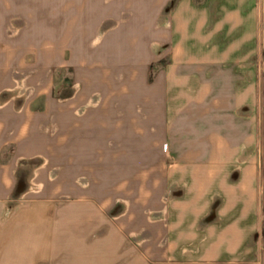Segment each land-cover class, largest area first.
<instances>
[{
  "label": "crops",
  "instance_id": "1",
  "mask_svg": "<svg viewBox=\"0 0 264 264\" xmlns=\"http://www.w3.org/2000/svg\"><path fill=\"white\" fill-rule=\"evenodd\" d=\"M168 1L0 0V39L12 19L44 23L50 40L75 23L73 42L82 40L88 49L96 37L91 33L112 19L121 26L104 43L110 55L118 45L122 54L140 55L150 41L168 38L174 56L151 82L143 71L93 82L86 98L95 90L105 97L86 119L75 112L84 98L59 107L51 98L30 99L23 112L13 99L0 105V264H264V177L249 153L260 132L259 99L239 64L245 40L261 43L264 0H203L201 6L182 0L166 33L158 22ZM234 32L233 44L221 48L218 35ZM39 102L43 112L33 108ZM55 123L60 138L47 130ZM150 136L153 149L163 145L169 153L171 175L189 181L188 209L182 213L172 204L178 218L169 226L150 224L132 210L112 220L114 200L139 196L133 194L138 180L116 187L123 181L117 168L132 167L133 152L148 149ZM54 152H60L61 176L53 182L45 169L35 191L32 161L45 157L44 167H53ZM156 162L165 167L162 157ZM100 166L108 176L98 171L93 188L83 190L78 180L85 167ZM216 204L220 223L205 227L202 236L198 221Z\"/></svg>",
  "mask_w": 264,
  "mask_h": 264
},
{
  "label": "rangeland",
  "instance_id": "2",
  "mask_svg": "<svg viewBox=\"0 0 264 264\" xmlns=\"http://www.w3.org/2000/svg\"><path fill=\"white\" fill-rule=\"evenodd\" d=\"M109 1V0H108ZM182 0H169L162 9L159 17L158 25L163 28L166 33L172 28V15L177 10ZM198 0L196 4H201ZM12 19V18H11ZM264 19V16H263ZM39 20V19H38ZM58 26L59 25H55ZM68 33L64 36L57 31L53 33L54 39L50 40L45 37L44 23H29L24 19H12L5 25V38L0 39V105L8 99L16 102V107L23 112L30 99H54L58 103L54 105H76L77 99H88L84 104L76 105L75 112L79 119H86L102 105V99L105 95L99 90L92 92L89 98H86V90L91 89L93 82H105L110 79L115 81H123L128 75L145 74L149 82L153 81L156 75L172 62V41L167 38L165 40H152L149 42L148 48L140 55L122 54L123 45H119L115 55H110L109 49H103L106 38L110 33L119 29L121 23L112 19L104 20L98 27L97 34L92 32V37H96L90 41L89 48L83 44L84 41L78 40L73 42V28L75 23H69ZM60 29V28H59ZM58 29V30H59ZM28 30H34L32 33H26ZM53 31H56L55 29ZM60 31V30H59ZM223 35V36H222ZM238 33H231L226 38V33H221L218 38L222 44L221 48L228 47L237 39ZM261 43L257 39L245 40L243 50L245 57L239 59L241 62L240 69L244 73L245 84L255 83V96L253 99H259L258 112L260 118L259 134L255 138V144L251 152L254 158L261 163V175L264 177V23L260 33ZM86 42V41H85ZM119 44V43H116ZM133 46L136 47L135 41ZM233 46V45H232ZM106 47V46H105ZM101 48L100 50H98ZM229 48V47H228ZM120 49V50H119ZM257 51V52H256ZM121 53V54H120ZM255 54V55H254ZM132 71V72H130ZM88 86V87H87ZM247 88V87H246ZM14 104V103H13ZM34 110L44 111V105L40 102L33 105ZM56 110V109H54ZM141 109L138 108V111ZM248 109H245L247 111ZM49 128V129H48ZM47 130L54 137L60 138V125L57 123L48 127ZM85 139L91 138L87 134ZM92 141V140H91ZM136 144V142H135ZM156 144L155 137H149L145 151L133 152L130 159V165L125 169L117 168L118 180L120 183L116 187L124 186L125 179L138 183L133 185V191L138 192V197L118 198L112 202V206L108 211V216L115 221H122L127 218L131 210L134 213H142L144 218L150 224L171 225L177 220L178 216L171 215L172 204L178 203L181 206V212L186 211L188 199L187 191L190 188L189 181H179L171 175L169 165L171 157L162 145L161 152L153 147ZM246 152V155L249 154ZM93 158L103 162V156L99 153H90ZM121 153L117 154V161L122 160ZM162 157L165 160V167L157 165L156 160ZM53 167L49 164V168L44 167L45 157L36 158L32 161L31 170L36 177L33 181V188L38 191L42 188L40 185V176L42 171L47 169L48 175L53 182L58 181L61 176V167L59 165L60 152L52 153ZM92 160L86 159L85 163ZM52 163V162H51ZM104 178V168L100 166L98 169L85 167L78 185L83 190L88 191L93 188L92 177L99 175ZM127 171V172H126ZM107 173V170L105 171ZM126 172V173H125ZM108 176V173H107ZM108 178V177H106ZM142 179V180H141ZM103 180V179H101ZM122 183V184H121ZM108 184L105 188L108 190ZM141 193L143 197H141ZM64 200V199H63ZM219 203V202H218ZM66 203H59L60 206ZM217 204L203 215L198 221L200 234L204 235V229L210 224L220 223L217 213ZM188 209V208H187ZM133 216L134 223H137V216ZM108 223V222H107ZM100 235H103L100 234Z\"/></svg>",
  "mask_w": 264,
  "mask_h": 264
}]
</instances>
